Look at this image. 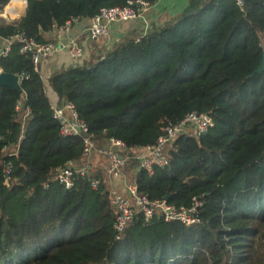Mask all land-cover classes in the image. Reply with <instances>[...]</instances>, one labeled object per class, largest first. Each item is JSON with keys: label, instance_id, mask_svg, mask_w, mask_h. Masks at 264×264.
Returning <instances> with one entry per match:
<instances>
[{"label": "trees", "instance_id": "16d2710c", "mask_svg": "<svg viewBox=\"0 0 264 264\" xmlns=\"http://www.w3.org/2000/svg\"><path fill=\"white\" fill-rule=\"evenodd\" d=\"M128 1L28 0L24 15L0 20V38L50 41L54 27ZM263 52L264 0H246L244 10L235 0H190L47 81L14 43L0 59L3 72L24 75L20 91L0 86V264H264ZM47 86L74 104L100 148L110 138L130 149L154 145L168 124L209 114L214 126L179 135L165 167L149 171L131 159L125 170L151 200L199 202L200 223L136 214L118 238L101 167L71 189L54 181L69 161H82L83 142L61 135Z\"/></svg>", "mask_w": 264, "mask_h": 264}, {"label": "built area", "instance_id": "2783aa9c", "mask_svg": "<svg viewBox=\"0 0 264 264\" xmlns=\"http://www.w3.org/2000/svg\"><path fill=\"white\" fill-rule=\"evenodd\" d=\"M27 2L28 0H10L3 10H0V20L4 19L11 22L22 16L27 8ZM235 2L241 10H244L246 0H235ZM152 5L153 3L147 0H129L126 6L103 8L90 19L86 33L91 40L97 41L107 37L114 24L142 19L144 21L143 34H145L151 28V24L145 15ZM78 21H80L78 18H72L65 24L54 27L57 31L56 40L39 42L23 33L14 34L7 38L1 37L0 59L8 56L14 43H19V52L30 55L36 69L40 68L43 60L54 57L63 49L68 50L75 64L79 63L89 56V51L80 43L78 37L67 36L72 25ZM2 72L3 69L0 66V74ZM16 75L19 76L21 84L24 75ZM21 107L22 100L16 104V110H20ZM51 108L53 118L61 123V135L63 137H80L83 142L82 161H69L56 172L53 180L60 183L64 188L71 189L74 187L78 176H85L90 173L94 167L95 157L101 156L104 160L105 175L109 180H118L120 183L118 185L121 189H118L114 184H111L110 189L111 203L116 209L114 228L118 233V238L121 237L136 214H142L146 220H151L156 215H160L167 222L179 221L185 225L200 223V219L196 215L199 202L196 201L192 208L186 209L171 205L167 200H151L138 191V186L134 181H128L125 170L131 159L138 162L139 168L149 171H153L155 167H165L169 162L167 151L179 135L188 130L199 135L214 126V121L209 114L193 111L188 113L180 122L168 124L154 145L130 149L122 140L110 138L108 145L100 148L98 142L92 138L87 123L79 117L72 102L51 103ZM6 171L9 174V168ZM8 180L9 177L7 176L5 182L7 183ZM100 183L101 180L97 177L91 180L93 188H98ZM44 186L48 188L49 183H45Z\"/></svg>", "mask_w": 264, "mask_h": 264}, {"label": "crops", "instance_id": "0c3cea01", "mask_svg": "<svg viewBox=\"0 0 264 264\" xmlns=\"http://www.w3.org/2000/svg\"><path fill=\"white\" fill-rule=\"evenodd\" d=\"M190 0H157L149 11L146 13L147 21L153 25H160L166 20L180 14L184 8L189 4ZM26 9L23 14H25ZM90 25V19L80 20L72 25L70 32L67 36L78 37L81 44H83L91 53L94 49L97 51L98 49L108 48L109 46L116 43L123 36L131 32L142 33L144 30V21L142 19H137L124 23H117L112 25L110 29V33L105 39H101L99 41L91 40L86 31ZM57 31L54 28L48 36L51 40H56ZM75 62L71 58L67 49H63L58 52L54 57L43 60L40 65V72L43 78L47 81L49 75L58 70L63 66H71L74 65ZM47 93L51 99V103H58L59 98L57 94L52 90L50 86H47ZM96 166V164H95ZM102 172L104 171V163H102ZM106 176V175H105ZM107 177V176H106ZM107 182L109 184H120L118 180H109L107 177Z\"/></svg>", "mask_w": 264, "mask_h": 264}, {"label": "water", "instance_id": "95a60500", "mask_svg": "<svg viewBox=\"0 0 264 264\" xmlns=\"http://www.w3.org/2000/svg\"><path fill=\"white\" fill-rule=\"evenodd\" d=\"M263 71H264V52H263V58H262L261 64L259 65L256 72L261 73ZM0 86L10 87V88H13L19 91L22 90L21 84L19 82V76L14 73L2 72L0 74Z\"/></svg>", "mask_w": 264, "mask_h": 264}, {"label": "rangeland", "instance_id": "374dc122", "mask_svg": "<svg viewBox=\"0 0 264 264\" xmlns=\"http://www.w3.org/2000/svg\"><path fill=\"white\" fill-rule=\"evenodd\" d=\"M8 21V20H7ZM103 39V38H102ZM105 39V38H104ZM101 40V39H100ZM99 41V40H97ZM89 53V52H88ZM91 53H89V56H90ZM102 163H104V160L102 159L101 156H96L95 157V160H94V164H96V166L98 167H101L102 166ZM128 181H132L131 179H129ZM114 186H117L118 189H121L120 186L118 184H114Z\"/></svg>", "mask_w": 264, "mask_h": 264}]
</instances>
